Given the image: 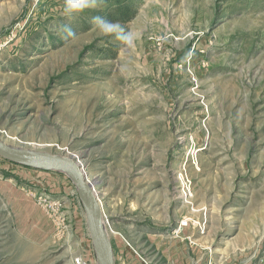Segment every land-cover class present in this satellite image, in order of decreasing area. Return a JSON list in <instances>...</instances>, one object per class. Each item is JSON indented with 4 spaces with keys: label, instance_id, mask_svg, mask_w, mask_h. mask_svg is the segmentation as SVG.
<instances>
[{
    "label": "rangeland",
    "instance_id": "obj_1",
    "mask_svg": "<svg viewBox=\"0 0 264 264\" xmlns=\"http://www.w3.org/2000/svg\"><path fill=\"white\" fill-rule=\"evenodd\" d=\"M62 5L0 0V141L81 166L116 264H264V0ZM0 264H98L64 172L0 155Z\"/></svg>",
    "mask_w": 264,
    "mask_h": 264
},
{
    "label": "water",
    "instance_id": "obj_2",
    "mask_svg": "<svg viewBox=\"0 0 264 264\" xmlns=\"http://www.w3.org/2000/svg\"><path fill=\"white\" fill-rule=\"evenodd\" d=\"M0 155L29 167L64 172L74 183L86 207L89 232L97 251L98 264H116L97 194L77 162L68 157L52 156L25 149H17L0 141Z\"/></svg>",
    "mask_w": 264,
    "mask_h": 264
},
{
    "label": "clouds",
    "instance_id": "obj_3",
    "mask_svg": "<svg viewBox=\"0 0 264 264\" xmlns=\"http://www.w3.org/2000/svg\"><path fill=\"white\" fill-rule=\"evenodd\" d=\"M98 0H63L61 15L71 21L77 18L88 10L97 7ZM94 30H98L102 37L112 38L121 42V51L123 47H131L133 44L134 35L131 32H126L123 25L119 22L110 21L103 16H94L92 18ZM63 39H75L77 33L73 31L70 24H64L60 27Z\"/></svg>",
    "mask_w": 264,
    "mask_h": 264
},
{
    "label": "trees",
    "instance_id": "obj_4",
    "mask_svg": "<svg viewBox=\"0 0 264 264\" xmlns=\"http://www.w3.org/2000/svg\"><path fill=\"white\" fill-rule=\"evenodd\" d=\"M117 9L119 14H121V16H123L124 18H126L127 14H135L133 9H130L128 6L125 5L118 6Z\"/></svg>",
    "mask_w": 264,
    "mask_h": 264
},
{
    "label": "built area",
    "instance_id": "obj_5",
    "mask_svg": "<svg viewBox=\"0 0 264 264\" xmlns=\"http://www.w3.org/2000/svg\"><path fill=\"white\" fill-rule=\"evenodd\" d=\"M186 186H187V184H186ZM186 186H185V187H186ZM185 194H186V192H185ZM185 226H187V224H186Z\"/></svg>",
    "mask_w": 264,
    "mask_h": 264
},
{
    "label": "bare ground",
    "instance_id": "obj_6",
    "mask_svg": "<svg viewBox=\"0 0 264 264\" xmlns=\"http://www.w3.org/2000/svg\"><path fill=\"white\" fill-rule=\"evenodd\" d=\"M118 103V102H117Z\"/></svg>",
    "mask_w": 264,
    "mask_h": 264
}]
</instances>
